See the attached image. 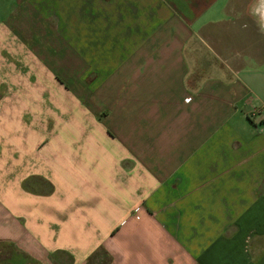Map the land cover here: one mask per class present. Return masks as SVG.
I'll list each match as a JSON object with an SVG mask.
<instances>
[{"label": "crops", "instance_id": "crops-1", "mask_svg": "<svg viewBox=\"0 0 264 264\" xmlns=\"http://www.w3.org/2000/svg\"><path fill=\"white\" fill-rule=\"evenodd\" d=\"M230 4L0 0V264H264V61Z\"/></svg>", "mask_w": 264, "mask_h": 264}, {"label": "rangeland", "instance_id": "rangeland-1", "mask_svg": "<svg viewBox=\"0 0 264 264\" xmlns=\"http://www.w3.org/2000/svg\"><path fill=\"white\" fill-rule=\"evenodd\" d=\"M230 12L234 13L236 19L238 17L237 25L239 24L238 28H241L243 33L245 32V40L249 44L254 43V52L257 54L258 60L264 61V0H231ZM259 66L264 68V63H259ZM27 136L25 135V137ZM39 136L41 137V135Z\"/></svg>", "mask_w": 264, "mask_h": 264}, {"label": "built area", "instance_id": "built-area-1", "mask_svg": "<svg viewBox=\"0 0 264 264\" xmlns=\"http://www.w3.org/2000/svg\"><path fill=\"white\" fill-rule=\"evenodd\" d=\"M190 98H187V100H189Z\"/></svg>", "mask_w": 264, "mask_h": 264}]
</instances>
